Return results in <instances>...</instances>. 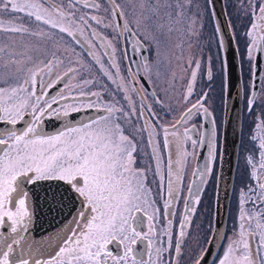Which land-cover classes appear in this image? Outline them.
I'll return each instance as SVG.
<instances>
[{
  "label": "snow or ice",
  "instance_id": "snow-or-ice-1",
  "mask_svg": "<svg viewBox=\"0 0 264 264\" xmlns=\"http://www.w3.org/2000/svg\"><path fill=\"white\" fill-rule=\"evenodd\" d=\"M109 2L111 10L105 8L108 14L101 18L87 13L77 15L81 0H67V7L52 0H0V14L20 13L28 19L27 24L21 17L18 23L7 26L0 20V33L10 34L9 38L0 41V82L10 85L0 86V125H10L0 127V228L7 223L10 229L8 234L0 232V264H165L164 254L173 251L172 228L163 229L162 233L156 231L160 208L152 195L151 184H158L157 196L166 195V214H171L176 201H182L184 206L175 241L174 264H180L184 255L182 242L186 227L194 226L197 231L190 264H207L206 258L212 255L219 221L214 224L211 205L204 211L203 220L198 210L208 183L217 179L215 173L222 158L218 144L226 121L217 124L208 106L211 96L208 91H203L173 123L166 124L153 113L155 120L160 122L154 121L149 127L145 110L152 112V105L144 103L146 97L141 94L144 88L141 81L151 82L154 73L158 78L162 61L144 60L137 63L135 73L129 67L127 76H124L117 60L118 49L113 43V40L118 42L121 31L127 32L133 41V52L139 49L143 54L147 44L155 48L159 57L168 51L166 38L177 35L178 42L174 47L180 49L178 59H182L184 37L198 35L193 27L196 20L187 15L192 0H134L129 5L131 13L125 11L117 0ZM206 2L211 4L212 0ZM83 7L99 10L101 5L95 0H84ZM255 7L252 15H255ZM258 13L259 27L264 33V2L258 5ZM129 15L133 19L130 20ZM90 20L112 29L116 35L111 40L100 36ZM257 28L258 24L253 22L244 34L248 43L240 65L241 70L244 62L250 66L254 82L264 71V34L257 36ZM85 31H90L94 39H100L103 48L100 56L93 51L96 45L84 36ZM65 36L87 48L86 55L99 65L100 71L116 85L117 91L123 93L128 110L114 100L95 103L101 99L102 93L89 92L83 87L92 85V79L69 85L68 79L77 74L74 67H68L62 76L57 75L56 69L64 66V60L51 46L64 40ZM220 48L223 50L220 100L226 113L231 79L223 40ZM123 55L126 58L127 52ZM101 57H107V67ZM193 61L194 56H190L189 64ZM195 65L199 69L200 62L195 61ZM196 79L197 72L192 71L183 96L186 104L195 92ZM61 82L69 94L57 89V95H51L49 90ZM73 90L78 94L72 95ZM133 94L140 95L139 110ZM152 96L163 110V101L155 92ZM70 100L87 102L76 104L69 103ZM255 102V93L251 92L249 112ZM90 110H95L98 115L78 119L77 114ZM137 111L145 120L142 128L133 125L132 117ZM201 112L204 118L211 119V129L201 124L203 131H198L192 122L200 118ZM46 119L55 123L54 131H45ZM17 124L23 126L17 128ZM125 124L134 131H128ZM145 131L153 166L143 163V141L138 137H142ZM161 137L163 149L168 151L166 185ZM197 145L207 148L208 161L202 165L203 154L199 155L191 172L193 180L187 186L188 195L184 197L183 180L192 159L197 157ZM259 148V166L264 169V138ZM247 162L253 167L251 177L259 180L251 156ZM258 188L264 202V181L259 182ZM249 191L255 194V189ZM244 203L242 194L234 238L229 240L223 255H218L213 264H264V256L257 260L259 251L264 250V219H256V216L264 217V213L254 216L244 208ZM45 214L51 217L50 223L58 222L57 231L37 240L30 234V226L34 217ZM168 223L171 225V219ZM161 236L166 237V242ZM254 237H258L259 244L255 255L251 247ZM144 242L147 248L140 249L138 245ZM54 244L58 250L52 258L41 259ZM167 264H173V261L169 260Z\"/></svg>",
  "mask_w": 264,
  "mask_h": 264
},
{
  "label": "rangeland",
  "instance_id": "rangeland-1",
  "mask_svg": "<svg viewBox=\"0 0 264 264\" xmlns=\"http://www.w3.org/2000/svg\"><path fill=\"white\" fill-rule=\"evenodd\" d=\"M52 2L61 3L63 6L67 7V0H52ZM95 2L100 3L101 8L96 10L94 8H84L83 3L84 0H81V3L77 5L79 11L77 15H81L87 13L88 16L97 15L98 17H105L108 13L105 12V8L111 10V4L109 0H95ZM134 0H117V3H120L122 7H124L125 11L131 13V5ZM175 2V0H173ZM229 6L226 4V15L228 18L229 26L232 31V35L237 47V51L239 54V63L244 60L245 48L248 43V38L244 35L249 29L253 22L258 23V5L260 4L259 0H229ZM253 6L255 7V15H252ZM197 13L200 16H197ZM187 15L192 19L196 20V23L193 25L195 31L198 35H193L191 37L185 36V46L183 51V58L178 59L180 57V49L175 48L174 45L177 43V35H173L171 37L166 38V45L168 47V51L162 55L157 56L155 48L149 47L145 44L147 49V57L144 60L155 61L156 63H161V71L160 75H153V80L150 82L153 91L156 93V96L163 101V110H161V105L155 103V98L148 96V103L152 105V109L157 113L159 117L162 118L164 123H172L179 112L184 110V104L178 94L182 92V95L185 93L186 82L189 79V75L191 71H185L186 61L189 60L190 56H194V61L190 64V66L195 65V61H199L200 63H205L209 65V68L213 70V78L211 81L206 82L203 81L202 74L199 73L195 82V92L193 95L197 98V95L203 92L204 90H208L206 85L212 84L209 89V94L211 99L216 101L220 99L221 96V88H222V77L220 75L221 71V59H220V51H219V39L216 32V28L213 22V18L211 15V10L209 4H207L206 0H192L191 8L187 11ZM23 17V14L20 13H2L0 14V20H2L7 26L9 23H18L19 19ZM129 19H133L131 15H129ZM24 23H28V19L23 17ZM100 36L107 37L108 39H112L116 32L110 28H105L103 25H97L94 21H89ZM35 26L34 24L32 25ZM135 31V28H133ZM256 31V30H255ZM264 34V33H262ZM84 36L89 40H92L96 47L93 49L97 53L98 56L103 52V48L100 47L101 41L100 39H94L91 36L90 31H85ZM10 34L8 33H0V41L9 38ZM189 41L191 46L189 47ZM113 43L116 45V40H113ZM118 57L117 60L120 65V72L122 75L127 76V62L125 57L122 55L121 51L123 46L118 44ZM52 50L57 52L59 58L64 60V66L57 68V74H64L67 71L68 67H74L77 69V74L71 78V81H81L82 79H92L94 83L92 85L84 86L89 92H101L102 97L100 100L95 101V103L107 102L109 100L118 101L119 105H123L126 110L127 102L123 99V93L117 91L116 85H114L111 81L107 79L103 75V73L99 69V65L95 64L91 57L86 55L79 46H77L70 38L64 37V40L58 42L55 45H52ZM222 51V50H221ZM175 53V55H173ZM105 66H108L107 57H101ZM223 58V55H222ZM72 61L73 63H69ZM75 61H79V63H75ZM131 63V62H130ZM129 64V63H128ZM189 66V67H190ZM249 65L244 62L243 68L240 72L242 73L241 81L243 85V95L244 100L246 101L248 96L250 95V87L252 81V75L249 71ZM113 73L114 69H110ZM185 71V72H184ZM173 75H175V79H173ZM215 77V79H214ZM133 99L135 101L136 106L138 105V95L133 94ZM183 99V98H182ZM210 99V100H211ZM209 100V101H210ZM87 102V101H86ZM84 102V103H86ZM80 104V103H77ZM222 108V106H221ZM223 111V108H222ZM167 113V115H165ZM223 115V112H221ZM133 125L136 128H139L136 123L139 121L137 119V115L132 117ZM222 121V117L220 122ZM242 138H241V196L245 199L244 206L247 208V211L252 213L254 216L256 213H264L263 210V202L261 198V194L250 192L249 189H255L254 185L258 184L260 181V176L263 173L264 169L260 168V152L259 144L261 139L264 138V71L261 72L260 85L256 96L255 105L252 107V110L249 112L248 102H244V111L242 118ZM160 122V121H159ZM126 129H129L126 126ZM257 125H261L259 128ZM131 131H134L131 128ZM127 134V132H126ZM138 137V139L143 138ZM255 137V139H253ZM251 156L253 160V164L255 165V170L257 172V176L259 180L251 177V172L253 171L252 165H249L247 162V158ZM239 158L237 155V164L235 168V176H234V187L239 184ZM217 177V170L215 173ZM216 181L214 179L208 183L206 195L210 192L213 195V211L215 207V191H216ZM234 188V190H235ZM238 189V188H237ZM236 191V190H235ZM239 193L238 191H236ZM206 197L203 198V204L199 208L200 218H204V208ZM254 202V203H253ZM252 203V205H249ZM233 206V203L230 204V208ZM257 209V211H256ZM263 210V211H262ZM214 214V212H213ZM231 214V213H229ZM228 214L227 217V233L225 237V247L229 240L233 239V231L234 224L237 222L238 209L233 211L231 215ZM234 214V215H233ZM235 217V220H234ZM256 219H264V217L256 216ZM214 220V219H213ZM199 223V221H196ZM255 224V220H253V225ZM195 227H191V234H195ZM192 237V236H191ZM190 237V239H191ZM194 247L193 249H195ZM192 249V250H193ZM192 254V252H191Z\"/></svg>",
  "mask_w": 264,
  "mask_h": 264
},
{
  "label": "flooded vegetation",
  "instance_id": "flooded-vegetation-1",
  "mask_svg": "<svg viewBox=\"0 0 264 264\" xmlns=\"http://www.w3.org/2000/svg\"><path fill=\"white\" fill-rule=\"evenodd\" d=\"M223 1H224L225 12H226V8L230 5L229 4V0H223ZM259 1H260V3L264 2V0H259ZM226 4H227V7H226ZM257 24H258V28L256 29V35L260 36L262 34L261 30H260V27H259L260 21H258ZM73 42L77 46H79L84 52H87L86 50H84L82 48V46L80 44H77L75 41H73ZM131 42H133V41H132L131 37L129 36V34L127 32L121 31L120 32V36L118 38V42L116 40V45L115 46L117 47V49H119V47H120V46H118V44H121L123 46V49L121 51L122 55L124 54V52H127V56L125 58L126 62H127V67L126 68L130 67L131 71L133 73H135L137 71V68L135 67V63L143 62L144 59H146L148 54H147V49H146L145 45H144L145 46V48H144L145 50L143 51V54H140V50L139 49L136 52H133L132 47H131ZM218 43H219L220 59L222 60V51H221V48H220V42H218ZM118 55H119V53L117 52V57H118ZM133 58H135V60H133ZM188 61L189 60L186 61V64H185L184 68H185V71L189 70L191 72H189L190 75H189V79L186 82V87H187L188 81L191 79L192 71H196L197 72V76H198L199 73H201L202 74L201 76H203V78H204L203 81L209 82V72L211 73V76L213 78V74H215V73H213V70H211L209 68L208 64H205V63L202 62V63H200L199 69H197L196 65H194V67L190 66ZM57 75L58 76H62L63 74H61V75L57 74ZM71 78L68 79L69 85L75 84V82H76V81H71ZM241 78H242V76H241ZM44 79L47 80L48 77L45 75ZM214 79H215V77H214ZM260 79H261V74H260V78H259L258 87H257V90L255 92V96H257V92H258L259 85H260ZM12 83L14 84L15 82H12ZM141 83L144 84V88L141 90V94L146 97L144 103L145 104H149L147 97L148 96L153 97L152 96V93L154 92L153 88L151 87L150 82L141 81ZM0 86L8 87L10 85L7 84V83L0 82ZM211 86H212V84L206 85V87L208 89L207 91H209ZM186 87H185V93H186ZM252 87H253V76H252L251 87H250V95H251V92H252ZM57 89H59V91L64 92L66 95L69 94L68 93V89L63 87V82H61V84L57 85L56 88L49 90L51 95H57ZM204 91H206V90H204ZM185 93L183 94V96L185 95ZM77 94H78L77 90H73L72 95H77ZM178 95L180 96L178 98L179 99L181 98V100L183 101V104L185 105L184 108L185 107H190L191 103H195V101L197 99L195 97V95H193L191 97L190 102L186 104L184 102V100L182 99L183 98V96H181L182 92H180ZM250 95L248 96L247 100L245 101L244 100V95H243V85H242V116H241V127H240L239 145H238V158H239V161H240V163L238 162V164H239V169H240V176H239V184L236 185V188L234 187V185H232L227 217H228L229 213L232 214L233 211H235L237 209L239 211V202H240V199H241V138H242V135H243V133H242V122H243L242 118H243V111H244V102H248V100L250 99ZM138 97H139V99H138L139 102H138V105H137V110H139V105L141 103L140 95H138ZM84 102H86V101H78V100H70L69 101V103H76V104L77 103H84ZM208 106H210V111L213 112V116L215 117V119L217 121V124L219 125L221 117H222V113L221 112H223L222 108H221V100L217 99L216 101H214V99H211L210 101H208ZM90 112L95 113L96 115H98V113L95 110H90ZM181 112L178 113V115L176 116L175 120L179 118V115H180ZM153 113H155L156 116H158L157 113L154 112L153 109H152V112H148L147 109L145 110V117L149 121V127H151V125H152V123L154 121L156 123H159V121L155 120V117L153 116ZM137 119L139 121L136 124L139 125L138 126L139 128H142L144 126L145 120H144V118L139 117L138 111H137ZM192 122L196 124L198 131H203V129L200 127L201 124L205 125L209 129H211V127H212L211 119L204 118L202 112H201L200 118L196 119V120H193ZM45 125H50V126L45 127V131H47V132H52V131H54L56 129V126H55L53 121H50V120L46 119L45 120ZM22 126H23L22 124H17L16 125L17 128L22 127ZM126 126L129 129V131H131V128L128 125H126ZM185 126H189V125H185ZM0 127H10V125L3 124V125H0ZM180 130L182 132L183 131V127ZM143 135H144V137L141 138L142 141H143V144L141 145V151L145 154L143 163L146 164V165H149V166H153V161L150 159L151 149H150V147L147 144L148 134L145 131L143 133ZM219 149H220V143L218 144V152H219ZM172 151H173V154H174V151H175L174 146H173ZM196 152H197V157H194L192 159L191 163L188 166V173H187V175L185 176V178L183 180V188H184L183 196L184 197H187V195H188L187 186L193 180L191 172H192V169L195 167L197 158H199V155L202 153L203 154V159L201 160V164L203 165L204 163H207V161H208V154H207V148L206 147H201L200 145H197ZM161 153H162V156H163L162 167L164 168V171H165V177H166L165 178V185H166L167 184L168 151L163 149L162 137H161ZM236 164H237V162H236ZM217 168H218V166H217ZM149 179L150 180L152 179L151 172H149ZM173 179H175V178L173 177ZM157 180H158V178H157ZM260 181H264V171H263V173L260 176ZM259 182H258V184H259ZM233 184H234V180H233ZM258 184L254 185L256 187V190H255L256 193L260 192L259 188H258ZM207 187H208V185H207ZM207 187H206V190H205L206 192H207ZM151 188H152V195L158 201L157 207L160 208L159 223L156 224V231L158 233H162L163 229H167L168 227L172 228L173 251L171 253L166 252L164 254L165 264H167V262L169 260H172L173 264H174V261H175V253H174L175 241L178 238L179 221L182 218V215H183V212H184V206H183L182 201H176V202L173 203V206H172V209H171V214L170 215L166 214L165 210H164V201L167 198L166 195L163 196V197L157 196V193L159 192L158 184H151ZM234 188L239 193H237L234 190ZM205 191L202 193V204H203L204 196H207L206 197V201H205L204 211L207 210L209 205H211L212 208H213V195H212L211 192L208 195H206ZM231 203H233V206L230 208V204ZM249 205H252V203H249ZM244 208H245V206H244ZM245 209L247 210V208H245ZM263 210H264V204H263ZM256 211H257V209H256ZM231 214H229V215H231ZM256 218H258V217H256ZM169 219H171V221H172L171 225H169V223H168ZM203 219L204 218H202V220ZM234 220H235V217H234ZM50 221H51V217L47 216L46 214L45 215H40L39 218L34 217L32 225L30 226V234L33 236V238L39 240L42 237H47V236L52 235L53 233H55L57 231V223L58 222L50 223ZM144 227H145V231H146L147 230V221L145 222V226ZM226 230H227V219H226V226H225V234H224L223 240L221 242V245H223L224 247L222 248L221 245H220L219 249L215 252V255L211 258V260L208 262V264H213V261L218 259V255L219 256L223 255L224 248H226L225 245H224L225 244V240H226L225 237H226V233H227ZM0 232H4L5 234L10 233V229L8 228L7 223L5 224L4 228H0ZM185 232H186V236H185V238H184V240L182 242L183 243V249H184V255L180 259V264H190V256L192 255L191 252H192V249L194 247H196V243H197V231L195 232V234L192 235L190 233L191 232V227H186L185 228ZM187 233H190V235H187ZM190 237H191V239H190ZM161 238L164 239L165 242H166V237L161 236ZM138 247L140 249H146L147 248V244H146V242H144V243H141L140 245H138ZM251 247H252V250H253V254L254 255L257 254V249L259 248L258 237H254L252 239ZM56 250H58V248ZM47 253L48 252H46L45 255L40 257V258L43 259V260L50 259V258H52V256L54 255L55 252L52 253V254L51 253L47 254ZM259 256H264V250H260L259 251V255L257 256V260H259Z\"/></svg>",
  "mask_w": 264,
  "mask_h": 264
},
{
  "label": "water",
  "instance_id": "water-1",
  "mask_svg": "<svg viewBox=\"0 0 264 264\" xmlns=\"http://www.w3.org/2000/svg\"><path fill=\"white\" fill-rule=\"evenodd\" d=\"M213 22L216 28V32L219 38V42L223 40L224 46L227 49V59L230 70L231 89L230 97L227 101V112L223 109L222 121H226V124L222 131L221 143L219 152L222 153V158L218 161L217 168V181L215 191V207H214V224L216 220L219 221L218 235L215 245L212 248V255L207 257V264L211 258L215 255V252L219 249L221 242L225 234V226L227 219V212L229 206V200L231 196V189L234 180L239 135L241 127L242 116V82L239 63V54L237 47L228 23V18L225 12L223 0H212L209 4ZM217 28L220 31H217ZM84 50L87 48L80 44ZM145 48V46H144ZM222 50V49H221ZM223 55V50H222ZM260 78V77H259ZM259 79L253 78L252 92H256ZM95 116V113L87 112L84 114H77L78 119L86 120L88 116ZM55 124V123H54ZM50 125H45V127ZM57 246L54 244L52 249H49L47 254H52L56 251Z\"/></svg>",
  "mask_w": 264,
  "mask_h": 264
}]
</instances>
